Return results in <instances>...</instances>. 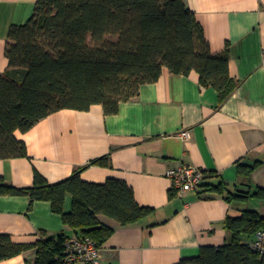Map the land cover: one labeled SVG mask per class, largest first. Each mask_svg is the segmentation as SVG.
Instances as JSON below:
<instances>
[{"label": "crops", "instance_id": "obj_1", "mask_svg": "<svg viewBox=\"0 0 264 264\" xmlns=\"http://www.w3.org/2000/svg\"><path fill=\"white\" fill-rule=\"evenodd\" d=\"M37 0H0V74L7 69L5 47L12 27L31 18ZM202 28L213 55L228 52L229 75L237 82L218 106L217 93L199 84V76L174 75L139 88L113 115L99 105L87 111L61 110L15 133L27 157L0 160V179L15 188L33 184L34 172L49 184L60 182L90 161L108 157V166L81 173L88 183L123 181L136 203L151 212L135 224L120 227L99 216L113 233L99 248L100 264H178L204 246L227 242V216L252 210L264 217V199L228 203L204 188L170 197L167 171L189 165L202 171L201 185L222 183L228 192L264 190V0H183ZM189 138H182V132ZM258 167L246 180L238 165ZM72 199L65 196L63 212ZM0 234L17 244L73 233L44 201L27 196H0ZM36 251L0 264H34Z\"/></svg>", "mask_w": 264, "mask_h": 264}, {"label": "trees", "instance_id": "obj_2", "mask_svg": "<svg viewBox=\"0 0 264 264\" xmlns=\"http://www.w3.org/2000/svg\"><path fill=\"white\" fill-rule=\"evenodd\" d=\"M0 74V160L27 157L15 133H26L44 118L61 110L87 111L99 105L105 115L136 97L139 88L155 83L164 69L174 75L199 76V84L216 91L218 106L234 92L225 50L213 55L203 31L183 0H37L28 22L9 31ZM238 165L237 174L250 180L258 167ZM90 166H108V157L90 161L66 179L49 184L34 172L33 184L15 188L0 179V196H27L50 204L51 211L74 236L90 238L100 248L113 230L99 221L104 216L120 227L150 214L140 207L123 181L88 183L81 173ZM203 193L225 196L226 202L264 199V190L228 192L222 183L200 185ZM176 193L172 191L170 197ZM72 199L63 212L65 196ZM225 244L199 248L198 255L178 264H264V253L250 247L264 232V217L252 210L227 216ZM69 236L14 243L0 234V262L34 249V264H65Z\"/></svg>", "mask_w": 264, "mask_h": 264}, {"label": "built area", "instance_id": "obj_3", "mask_svg": "<svg viewBox=\"0 0 264 264\" xmlns=\"http://www.w3.org/2000/svg\"><path fill=\"white\" fill-rule=\"evenodd\" d=\"M180 136L185 139L189 138L186 131ZM166 174L171 182V190L178 195L196 191L204 177L202 171L189 165H181L176 169L168 170ZM250 247L259 254L264 253V232L256 233ZM63 261L65 264H100L99 248L88 237L73 236L68 238L64 244Z\"/></svg>", "mask_w": 264, "mask_h": 264}]
</instances>
